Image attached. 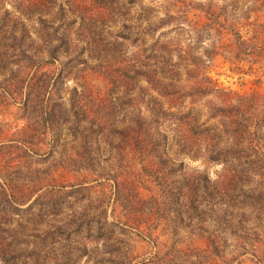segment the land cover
<instances>
[{"label": "rangeland", "instance_id": "obj_1", "mask_svg": "<svg viewBox=\"0 0 264 264\" xmlns=\"http://www.w3.org/2000/svg\"><path fill=\"white\" fill-rule=\"evenodd\" d=\"M262 24L264 0H0V264H264Z\"/></svg>", "mask_w": 264, "mask_h": 264}, {"label": "trees", "instance_id": "obj_2", "mask_svg": "<svg viewBox=\"0 0 264 264\" xmlns=\"http://www.w3.org/2000/svg\"><path fill=\"white\" fill-rule=\"evenodd\" d=\"M105 2H106V0H105ZM261 26H263V28H264V24H262ZM27 55V54H26ZM53 56H54V54H53ZM27 57V56H26ZM54 57H56V55L54 56ZM31 59V58H30ZM31 61V60H30ZM35 73L36 72H34V75H35ZM33 75V76H34ZM32 80H33V77H32ZM34 90H36L37 92H39V93H42V87H39L37 84H30L28 87H27V90H26V96L27 97H29L30 96V94L32 93V91H34ZM26 96L25 97H23V98H26ZM24 104H26V100H24ZM221 110H226L227 111V109L226 108H221ZM155 112H157V111H155ZM155 117H157V115L156 114H153ZM139 122L140 123H143L142 125L144 126L145 124L147 125V123H148V121L147 120H145V119H140L139 120ZM144 129H145V127H144ZM144 129H142L143 131H144ZM19 133L23 136L24 134H27L28 133V129H23V130H20L19 131ZM212 136V138H213V134L211 135ZM19 143H24V142H22V141H20ZM17 148L19 149V150H22V151H24L25 150V152H28V150L27 149H23V146L21 145H17ZM32 153H34V154H38V153H36L34 150H32ZM212 159H214V160H218V158H215V157H212ZM30 201V200H29ZM28 201V202H29ZM34 203H35V205L37 204V199L36 200H34ZM33 205V203H31L30 204V206L29 207H31ZM198 208H196V210H197ZM0 247H2V249H3V251H6L5 250V248H4V244L2 243V242H0ZM1 249H0V252H3Z\"/></svg>", "mask_w": 264, "mask_h": 264}]
</instances>
